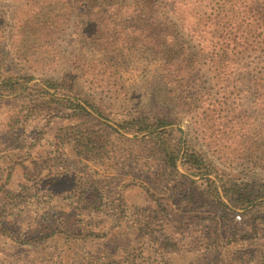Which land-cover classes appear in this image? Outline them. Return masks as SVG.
<instances>
[{
	"label": "rangeland",
	"instance_id": "obj_1",
	"mask_svg": "<svg viewBox=\"0 0 264 264\" xmlns=\"http://www.w3.org/2000/svg\"><path fill=\"white\" fill-rule=\"evenodd\" d=\"M135 4L0 0V264H264V51L197 58L156 0L157 69ZM197 4L206 22L232 2ZM248 6L264 20V0ZM174 58L189 89L163 74ZM165 117L163 141L133 128ZM234 190L254 201L233 206Z\"/></svg>",
	"mask_w": 264,
	"mask_h": 264
},
{
	"label": "trees",
	"instance_id": "obj_2",
	"mask_svg": "<svg viewBox=\"0 0 264 264\" xmlns=\"http://www.w3.org/2000/svg\"><path fill=\"white\" fill-rule=\"evenodd\" d=\"M164 2L165 7L171 16L175 20L176 23L172 27H175L185 34V36L189 37L192 42L195 43L197 49V58L200 59H211L209 58V54H214V56L229 62V67L232 66V59L230 56L235 57L238 51H246L252 50L253 52H261L264 51V20L257 19L255 8L249 7L248 0L243 1L244 6H242L238 0H230L232 2L231 7L226 8L224 6L219 7V12L216 9L210 10L208 13V19L206 22L204 20V15L202 14V10L198 7V0H161ZM260 0H257L259 2ZM156 0H136V4L133 9H135L136 17L138 19V23L147 21L151 19V24L146 26H139L136 30L137 40L139 41H148L150 42L153 57L156 58L160 55V37L163 34H160V29H158L157 19H156ZM256 6V5H254ZM217 12V13H216ZM229 14V18H227ZM141 19V20H139ZM140 21V22H139ZM256 22L260 24V27H256ZM262 22V24L260 23ZM165 27V25H164ZM167 27H169L167 25ZM250 27V28H249ZM167 29V28H165ZM164 33L165 39L174 38L171 35V29ZM257 32L260 33L257 34ZM250 33V35H249ZM160 34V35H159ZM208 37V38H207ZM258 40V42H256ZM232 58V57H231ZM156 60L159 63H155V67L157 69H161L163 64L161 60ZM197 64V62H194ZM214 63L211 62V65ZM196 66V65H195ZM225 68H221V71H224ZM163 71V70H162ZM164 73H168L166 75L168 78L176 77V75H181V82L186 84L188 89L190 88L189 82L192 80V71L190 65L184 64L179 59H170L169 63L164 64ZM188 79V80H187ZM13 81L10 79H5L0 84V92L1 91H12ZM45 85L50 89H60L62 88L61 84L53 83L52 81H45ZM192 88V87H191ZM191 98V97H190ZM192 99V98H191ZM73 109L76 111H84L79 105H76L72 102H69ZM85 103L89 106V102L85 101ZM91 107V106H90ZM93 112L97 116H102V112L100 110L93 109ZM171 121L168 118H159L155 122V126H151L153 124H145V122H141L138 125L133 126L135 132L138 134H146L150 136L152 139H156V141H163L164 129L167 126L171 125ZM91 139H88V141ZM87 141V142H88ZM87 144V143H86ZM85 152L83 151V155H91L96 154L100 156L101 150L103 147L96 144L98 147L90 148L88 145L82 144ZM93 149V150H92ZM179 154H170L166 153L165 157H167V161L173 173H176V161L178 159ZM183 162L192 166H200L203 163V160L196 154L195 150L189 145L185 146V153L183 155ZM11 199H15L10 196ZM19 197V196H17ZM233 198H238L235 202L231 201L232 205L235 207H243L248 208L252 202L254 201L253 194L242 196L240 191L234 190ZM240 200V201H239ZM222 207H226L220 203ZM237 220H241L240 216L236 217Z\"/></svg>",
	"mask_w": 264,
	"mask_h": 264
}]
</instances>
